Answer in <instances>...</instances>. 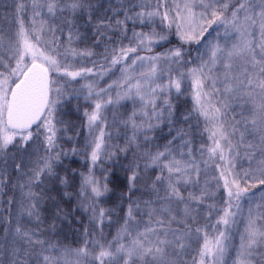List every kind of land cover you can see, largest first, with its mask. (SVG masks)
Returning <instances> with one entry per match:
<instances>
[{"label":"snow or ice","instance_id":"obj_1","mask_svg":"<svg viewBox=\"0 0 264 264\" xmlns=\"http://www.w3.org/2000/svg\"><path fill=\"white\" fill-rule=\"evenodd\" d=\"M0 264H264V0H0Z\"/></svg>","mask_w":264,"mask_h":264}]
</instances>
